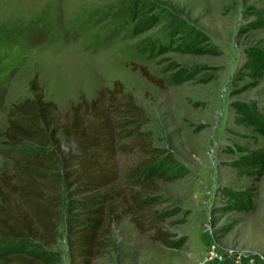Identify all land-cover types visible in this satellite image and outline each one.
Masks as SVG:
<instances>
[{
  "label": "rangeland",
  "instance_id": "374dc122",
  "mask_svg": "<svg viewBox=\"0 0 264 264\" xmlns=\"http://www.w3.org/2000/svg\"><path fill=\"white\" fill-rule=\"evenodd\" d=\"M116 81L142 117L114 115L122 215L92 264H264V0H0V173L28 147L1 137L13 103L38 91L65 111ZM135 124L147 154L117 145ZM72 190L55 243H11L0 263L25 246L71 264Z\"/></svg>",
  "mask_w": 264,
  "mask_h": 264
},
{
  "label": "trees",
  "instance_id": "16d2710c",
  "mask_svg": "<svg viewBox=\"0 0 264 264\" xmlns=\"http://www.w3.org/2000/svg\"><path fill=\"white\" fill-rule=\"evenodd\" d=\"M122 110L130 119L142 117L133 96L117 81L111 89L75 102L65 111L38 91L10 106L1 137L11 147H28L19 148L12 171L0 173V253L14 242L55 243L60 189L67 185L73 188L70 207L81 203L80 212L69 211L71 264H92L101 254L111 226L122 215L116 211L112 193L118 177L111 159L116 149L113 118ZM134 131L128 141L117 145L130 144L133 151L147 154L150 142L140 134L138 124ZM153 182H141L132 196H141ZM156 239L166 241L160 228ZM42 251L22 246L0 264H45L47 254Z\"/></svg>",
  "mask_w": 264,
  "mask_h": 264
}]
</instances>
